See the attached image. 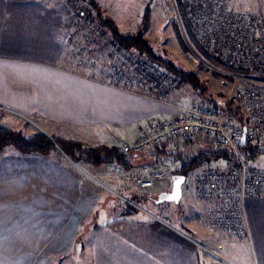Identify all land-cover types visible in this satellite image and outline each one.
Masks as SVG:
<instances>
[{
    "label": "crops",
    "instance_id": "1",
    "mask_svg": "<svg viewBox=\"0 0 264 264\" xmlns=\"http://www.w3.org/2000/svg\"><path fill=\"white\" fill-rule=\"evenodd\" d=\"M78 11L69 0H0L1 128L118 150L150 122L174 121L182 108L203 102L182 85L150 94L109 85L114 59L70 63L84 43ZM8 148L0 153V264H43L41 257L71 251L78 233L89 236L84 248L94 264H264V198L245 201L248 235L234 238L211 224L210 204L198 193L194 176L223 161L185 177L178 204L154 203L182 176L177 171L211 149L205 137L133 156L122 179L107 177L116 165L76 164L57 146L45 156ZM144 167L163 178L140 190L129 179ZM131 198L152 207L133 208Z\"/></svg>",
    "mask_w": 264,
    "mask_h": 264
},
{
    "label": "built area",
    "instance_id": "2",
    "mask_svg": "<svg viewBox=\"0 0 264 264\" xmlns=\"http://www.w3.org/2000/svg\"><path fill=\"white\" fill-rule=\"evenodd\" d=\"M181 1L187 7L194 39L206 53L234 70L264 72V11L251 14L235 10L230 0ZM76 19L86 20L82 12L77 13ZM118 51L120 56L129 60L128 52ZM232 77L236 79L241 75ZM245 80L250 83L240 85L227 100L235 101L240 107L244 127L228 117L223 107H215L202 100L199 104L182 108L174 121L150 122L140 130L136 141L123 143L118 148L122 155L135 156L148 152L152 147L172 148L177 144L194 142L202 136L211 149L232 153L233 163L204 169L195 175V181L199 195L215 207L210 212L211 224L234 237L244 234V202L264 197V167L245 161L239 152L243 128L246 130V143L264 141V81ZM106 83L130 92L150 94L175 90L181 81L160 63L138 59L114 65ZM226 84V80H221V86ZM141 173L129 179L140 190L149 189L155 181L163 178L158 172L149 175L147 167ZM108 175L122 179L124 171L112 165Z\"/></svg>",
    "mask_w": 264,
    "mask_h": 264
},
{
    "label": "rangeland",
    "instance_id": "3",
    "mask_svg": "<svg viewBox=\"0 0 264 264\" xmlns=\"http://www.w3.org/2000/svg\"><path fill=\"white\" fill-rule=\"evenodd\" d=\"M69 1L73 7L79 10L78 12L83 13L84 18L87 20V21L86 20L79 21V23L84 22L86 25V26L81 25V29H80L81 42L83 40L84 43H80L78 45V49L75 50L76 55H74V57L72 58L73 60H70V63L83 62L82 59H86L87 57L90 58L88 61L91 62V64L93 65H95L96 63L98 64V62L102 59V57L105 58V61H110L114 59L117 62L115 65L119 64L120 61L129 63L131 60L135 61L138 59H143V60L147 59L143 56L137 55V53L133 51H128V50L125 51L128 52V54L130 55L128 56L129 60L126 59L125 57L120 56L118 54L119 52L118 50L120 48H118L115 44H113L108 30L102 27L95 20L94 12L89 8L87 2H85L84 0H69ZM230 1L232 7H234L233 9L236 10L249 12L251 14L261 13L264 11V0H230ZM100 2L101 4H104L106 12L104 8H102L97 2L96 3L104 10L103 15L109 19L113 18L114 20H116L120 26L121 31L118 29L119 32L126 35L133 34L136 31L137 27L141 23L143 10L145 6L148 5L149 8L151 9V13L149 17L148 27L144 32V38L152 47L155 55L159 57L162 61L166 63H170L178 70H182L185 73L191 72L195 74V76L200 81L206 84L211 99L216 102L222 103L223 99H226L227 101L229 97H231L236 92V90L240 85L249 84L250 81L245 80V78L247 79L254 78L255 80L264 81V72H258V71L247 72V74H239L241 75V77L234 79L232 76L237 74L227 73L218 70L213 66H211L207 61H205L194 50L190 40V34H189L190 32L186 28L183 20L182 21L180 20L174 0H100ZM168 3L170 7L168 6ZM88 13L91 15L92 19L87 18ZM177 34L180 35L182 42L178 40L179 35L177 36ZM183 44L187 48V51L184 50ZM75 51L73 52L75 53ZM102 62H104V60L101 61L100 63ZM112 67L113 65L111 66V68ZM111 68L108 76L110 75ZM224 77H231L232 81L229 82ZM221 80H226L227 84L221 86L220 85ZM180 85L182 84L180 83ZM182 86L188 89L187 85L183 84ZM255 145L263 146L264 141L256 143ZM10 150H13V148L9 147L8 151ZM253 164L264 167V157H259L255 159ZM211 165H213V163L212 164L211 162L210 164L206 163V166H211ZM226 165L228 164L225 161H223L222 166H226ZM210 168L215 169L220 167L214 166L206 169H210ZM105 170H106V166L105 165L101 166L100 171H105ZM107 177L109 179H113L109 175H107ZM101 181L107 187V189L109 190L113 189L112 182L108 183L107 181L104 180ZM142 192L143 191L136 189V191H134L133 194L139 196L142 194ZM118 201L122 202L124 200L120 199ZM130 202L133 208L137 207L139 209H143L144 207V209L145 208L148 209L152 207L148 203L147 205H145L144 203L140 202L138 198H131ZM209 204H210V210H208V214H210V211L215 209L213 203H209ZM261 211L262 209L255 211V214L257 215H255L254 220L256 219L257 221L260 220L258 214ZM244 212H245V208H244ZM244 216L246 220V227L243 236L234 237L233 235H231L232 237L240 238V237H246L248 235L247 218L245 214ZM261 228H262V236L264 238V225H262ZM88 238L89 236H86V234L78 233V235L75 238L77 243L71 251L66 253H51L48 255L49 258L41 257L42 259L40 261H42L43 264H94L91 251L86 250L84 248L86 239ZM77 240L80 241L78 242ZM208 252L214 255V257H217L218 255V253H216L215 251L214 252L208 251Z\"/></svg>",
    "mask_w": 264,
    "mask_h": 264
},
{
    "label": "trees",
    "instance_id": "4",
    "mask_svg": "<svg viewBox=\"0 0 264 264\" xmlns=\"http://www.w3.org/2000/svg\"><path fill=\"white\" fill-rule=\"evenodd\" d=\"M89 5V8L94 12L95 20L110 33L111 40L118 48L128 51H133L139 56H143L148 60L160 63L171 71L181 81V84H185L195 92L203 101L215 107H223L226 110L228 117L238 122L241 127H244V118L240 107L235 101L216 102L211 99L206 84L200 81L195 74L185 73L182 70H178L170 63L162 61L155 55L152 47L149 45L147 40L144 38V32L146 31L149 24V17L151 9L148 5L143 10L141 17V23L137 27L133 34H122L119 32L117 26L112 21L103 15L104 10L98 6L95 0H84ZM177 12L180 20L184 22L186 28L189 30L190 40L194 50L211 66L221 70L223 72L232 74H247V71L234 70L224 64L218 59L210 56L206 53L202 47L195 41L193 33L188 20V11L185 4L181 0H174ZM169 6V3H168ZM170 7V6H169ZM88 16V17H87ZM87 18L92 19L88 13ZM179 34H177L178 36ZM178 40L182 42L180 35ZM184 46V44H183ZM184 50L187 48L184 46ZM227 81L231 82V77H224ZM56 146L59 150L64 153L72 162L76 164L87 163L91 166H101L103 164H114L118 167L127 170L131 167L129 160L133 157L132 155H122L116 148H108L104 146H97L93 148L85 147L83 144L75 141L65 139H48L42 134H35L30 138H26L22 133L12 131L9 129L0 127V153L7 147H11L19 155H39L45 156L48 153L55 151ZM240 156L247 162L253 163L255 159L264 157V145H255L246 143L245 146L239 149ZM225 161L227 164L235 161L234 156L227 150H213L209 149L197 157L192 158L187 165L182 167L176 174L187 177L192 171L197 169L203 164L217 161ZM78 242L80 240H77ZM81 244V243H80Z\"/></svg>",
    "mask_w": 264,
    "mask_h": 264
},
{
    "label": "water",
    "instance_id": "5",
    "mask_svg": "<svg viewBox=\"0 0 264 264\" xmlns=\"http://www.w3.org/2000/svg\"><path fill=\"white\" fill-rule=\"evenodd\" d=\"M245 145H246V130L243 128L240 146L243 147ZM184 181H185L184 176H175L173 178L171 191L169 193L159 194L156 201H154V203L156 204H161V203L178 204L181 198V188H182Z\"/></svg>",
    "mask_w": 264,
    "mask_h": 264
}]
</instances>
